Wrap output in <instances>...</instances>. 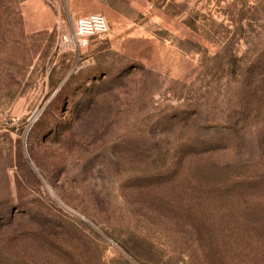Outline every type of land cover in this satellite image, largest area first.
<instances>
[{
	"label": "rangeland",
	"instance_id": "rangeland-1",
	"mask_svg": "<svg viewBox=\"0 0 264 264\" xmlns=\"http://www.w3.org/2000/svg\"><path fill=\"white\" fill-rule=\"evenodd\" d=\"M23 1L0 0V264H264V0L120 6L79 56L66 0L51 30Z\"/></svg>",
	"mask_w": 264,
	"mask_h": 264
},
{
	"label": "crops",
	"instance_id": "crops-1",
	"mask_svg": "<svg viewBox=\"0 0 264 264\" xmlns=\"http://www.w3.org/2000/svg\"><path fill=\"white\" fill-rule=\"evenodd\" d=\"M67 17L74 22L77 18L100 13L108 18L112 15L124 16L118 10L120 6L129 8V13L150 8L151 0H66ZM55 8H51L45 0H25L21 5V13L27 28L31 30H51L62 25L64 12L60 0H55Z\"/></svg>",
	"mask_w": 264,
	"mask_h": 264
},
{
	"label": "built area",
	"instance_id": "built-area-1",
	"mask_svg": "<svg viewBox=\"0 0 264 264\" xmlns=\"http://www.w3.org/2000/svg\"><path fill=\"white\" fill-rule=\"evenodd\" d=\"M108 30L109 24L103 14H89L77 18L70 31L59 37L57 46L79 56L90 46L92 40L104 39Z\"/></svg>",
	"mask_w": 264,
	"mask_h": 264
}]
</instances>
